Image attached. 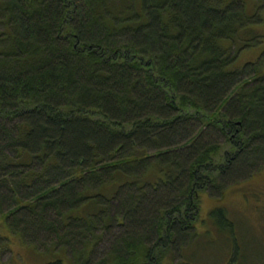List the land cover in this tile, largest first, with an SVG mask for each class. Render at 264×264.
Listing matches in <instances>:
<instances>
[{"label":"trees","instance_id":"1","mask_svg":"<svg viewBox=\"0 0 264 264\" xmlns=\"http://www.w3.org/2000/svg\"><path fill=\"white\" fill-rule=\"evenodd\" d=\"M249 20L242 0H0L7 232L87 264L117 222L93 264L172 263L204 192L264 172V53L236 61Z\"/></svg>","mask_w":264,"mask_h":264},{"label":"rangeland","instance_id":"2","mask_svg":"<svg viewBox=\"0 0 264 264\" xmlns=\"http://www.w3.org/2000/svg\"><path fill=\"white\" fill-rule=\"evenodd\" d=\"M238 1V0H237ZM245 14L252 18L245 28L250 33V42L245 47L247 52L240 51L236 61L240 63L259 59L264 53V0H242ZM237 7L240 3H235ZM244 55L242 57L241 54ZM248 175V174H247ZM230 184L224 190H217L214 194L204 192L200 205V215L195 221L196 232L182 249V253L175 250L176 258L171 259L173 264H229V256L232 251L233 237L228 232L223 233L210 213L216 208H224L226 216L235 224V241L242 248L244 257L238 264H253L255 261L264 258V172ZM0 219H3L0 217ZM102 225L97 226L95 231L98 238L101 237ZM6 220L0 222V237L8 232ZM121 228L115 222L110 233L105 238H100L93 247L90 243L89 249L93 247L95 253L87 264L97 263L107 256L109 251L110 234H119ZM7 232V233H6ZM6 237V236H5ZM7 242L0 239V264H73L70 260L72 254L51 250L42 251L45 244L50 245L56 242L55 236L38 239L39 245L26 244L19 234L8 233ZM230 242V243H228ZM86 244V243H85ZM84 246V245H83ZM82 249L84 247H81ZM74 251V250H73ZM173 252V251H172ZM86 262V261H85ZM170 260L167 264H172ZM85 264V263H84Z\"/></svg>","mask_w":264,"mask_h":264},{"label":"flooded vegetation","instance_id":"3","mask_svg":"<svg viewBox=\"0 0 264 264\" xmlns=\"http://www.w3.org/2000/svg\"><path fill=\"white\" fill-rule=\"evenodd\" d=\"M236 232V231H235ZM238 246H234L232 247V251L233 253L230 254L229 256V264H238V262L244 257L245 253H242V248L239 246V244L237 243ZM262 261L259 262L255 261L253 264H264V258L261 259Z\"/></svg>","mask_w":264,"mask_h":264},{"label":"bare ground","instance_id":"4","mask_svg":"<svg viewBox=\"0 0 264 264\" xmlns=\"http://www.w3.org/2000/svg\"><path fill=\"white\" fill-rule=\"evenodd\" d=\"M247 14V13H246ZM237 19V18H236ZM187 96V95H186ZM264 152V151H263ZM126 155V154H125ZM128 158V157H127ZM130 159V158H129ZM16 160V159H15ZM41 165V164H40ZM132 165V164H131ZM42 167V166H41ZM19 207V206H18Z\"/></svg>","mask_w":264,"mask_h":264}]
</instances>
